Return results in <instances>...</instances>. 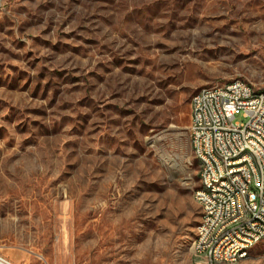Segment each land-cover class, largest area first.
I'll list each match as a JSON object with an SVG mask.
<instances>
[{"label": "rangeland", "instance_id": "374dc122", "mask_svg": "<svg viewBox=\"0 0 264 264\" xmlns=\"http://www.w3.org/2000/svg\"><path fill=\"white\" fill-rule=\"evenodd\" d=\"M237 79L264 91V0H0V252L196 264L191 99Z\"/></svg>", "mask_w": 264, "mask_h": 264}, {"label": "built area", "instance_id": "2783aa9c", "mask_svg": "<svg viewBox=\"0 0 264 264\" xmlns=\"http://www.w3.org/2000/svg\"><path fill=\"white\" fill-rule=\"evenodd\" d=\"M200 89L202 96L191 99L189 131L199 184L210 185V193L195 191L207 214L201 215L193 252L206 253L202 264L214 258L235 264L264 241V96L240 79ZM245 148L253 149L257 164H250V157L234 159V152ZM248 181H255V191H248ZM246 205H253V213L244 214ZM236 218H243V226H233ZM0 264L16 263L0 252Z\"/></svg>", "mask_w": 264, "mask_h": 264}, {"label": "bare ground", "instance_id": "6f19581e", "mask_svg": "<svg viewBox=\"0 0 264 264\" xmlns=\"http://www.w3.org/2000/svg\"><path fill=\"white\" fill-rule=\"evenodd\" d=\"M193 96H202V89L197 90V92ZM258 96H264L263 90H258ZM193 154L195 155V147H192ZM250 157V164H257V156H253L252 148H245L242 151L234 152L235 160H246ZM248 191H255V181H248ZM198 192L202 193H210V185L208 184H199ZM197 202L200 204L202 208V214H207V206H203V203H200L199 200ZM253 213V205H246L244 207V214ZM233 226H243V218L233 219ZM201 227V220L197 226V231ZM260 242H255V246ZM192 249H194V242ZM252 248H248V255L250 254ZM196 264H202V261L206 260V253H199L197 257H195ZM241 259H237L236 263ZM212 264H233L232 261H227L226 258H214L212 260Z\"/></svg>", "mask_w": 264, "mask_h": 264}, {"label": "trees", "instance_id": "16d2710c", "mask_svg": "<svg viewBox=\"0 0 264 264\" xmlns=\"http://www.w3.org/2000/svg\"><path fill=\"white\" fill-rule=\"evenodd\" d=\"M196 188H197V187H196ZM199 213H201L200 210H197V209H196V210H195V215L197 216V215H199Z\"/></svg>", "mask_w": 264, "mask_h": 264}]
</instances>
